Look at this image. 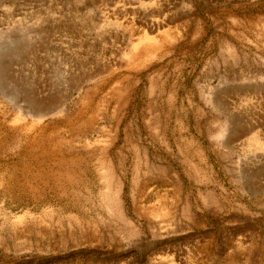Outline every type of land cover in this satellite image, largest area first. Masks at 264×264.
<instances>
[{
    "label": "rangeland",
    "instance_id": "1",
    "mask_svg": "<svg viewBox=\"0 0 264 264\" xmlns=\"http://www.w3.org/2000/svg\"><path fill=\"white\" fill-rule=\"evenodd\" d=\"M0 264H264V0H0Z\"/></svg>",
    "mask_w": 264,
    "mask_h": 264
},
{
    "label": "bare ground",
    "instance_id": "2",
    "mask_svg": "<svg viewBox=\"0 0 264 264\" xmlns=\"http://www.w3.org/2000/svg\"><path fill=\"white\" fill-rule=\"evenodd\" d=\"M104 151V150H103ZM22 181V180H21ZM16 182V181H15ZM17 184V183H16ZM19 184V183H18ZM28 190V189H27Z\"/></svg>",
    "mask_w": 264,
    "mask_h": 264
}]
</instances>
